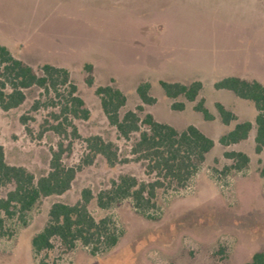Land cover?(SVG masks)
Segmentation results:
<instances>
[{
    "label": "rangeland",
    "instance_id": "obj_1",
    "mask_svg": "<svg viewBox=\"0 0 264 264\" xmlns=\"http://www.w3.org/2000/svg\"><path fill=\"white\" fill-rule=\"evenodd\" d=\"M0 45L39 74L44 64L67 69L90 112L86 120L73 119L81 138L63 140L45 130L58 106H45L48 99L38 87L25 90L19 107H0V145L7 163L25 167L35 178L44 176L51 149L63 140L64 145L71 141L64 164L78 166L86 153L84 138L91 135L113 142L119 158L129 160L109 166L98 156L82 166L69 191L42 198L27 214L26 225L7 220L0 232V264H245L264 251V152H255L254 127L241 144L221 145L219 138L235 122L225 126L215 104L224 103L237 119L249 115L250 105L256 110L251 101L240 104L233 92L214 88L231 70L259 74L264 85V0H0ZM86 64L92 65V85L86 83ZM199 79L205 84L194 102L168 98L159 84ZM144 82L156 100L152 105L142 104L137 93ZM105 85L125 94L121 116L142 104L141 118L149 113L177 130L194 123L215 146L186 189L159 192L152 211L157 219L138 214L130 200L108 210L90 202L97 220L112 216L124 230L112 251L91 256L81 245L68 251L55 240L53 249L35 256L31 238L46 224L53 203L74 204L83 189L97 195L121 174L154 179L131 155L138 135L122 138L104 115L95 89ZM200 99L213 120L194 109ZM36 101L41 105L33 109ZM176 102L185 108L172 109ZM232 151L248 155L244 170H225L234 163L225 156ZM10 188H0V197Z\"/></svg>",
    "mask_w": 264,
    "mask_h": 264
},
{
    "label": "trees",
    "instance_id": "obj_2",
    "mask_svg": "<svg viewBox=\"0 0 264 264\" xmlns=\"http://www.w3.org/2000/svg\"><path fill=\"white\" fill-rule=\"evenodd\" d=\"M88 73L86 83L93 84L92 65L86 64ZM37 73L33 67L15 58L10 50L0 45V107L4 111L19 107L26 99L25 90L38 87L48 99L45 106H58V112L50 114L52 121H47V128L63 140L79 139L73 119H88L90 112L84 100L78 95L77 87L71 82L69 71L62 67L44 64ZM168 98L180 96L194 102L202 89L200 81L191 83L159 81ZM150 84L141 83L137 93L142 104L152 105L155 98L149 94ZM217 90L233 92L238 98L251 101L257 111L254 122H239L236 115L222 104L215 107L224 125L234 126L219 138L224 146L238 144L248 139L255 128V152L264 149V85L257 80L248 81L234 76L225 77L214 83ZM100 105L109 123L118 134L130 140L137 134L131 146L134 160L144 164L145 174L154 179L145 182L135 176L121 174L111 182L109 188L94 195L90 189H83L80 199L74 204L55 202L48 212L44 227L31 238L33 255L54 248V241L68 251L78 245L86 248L91 256H98L112 251L124 236V230L112 216L96 219L89 211V204L96 201L100 209L108 210L125 200H130L133 209L143 217L157 219L152 211L157 208L159 192L180 191L186 189L199 172L207 154L214 148L215 141L194 125L183 130L159 122L147 113L143 118L137 111L143 112L142 104L136 110H128L121 116L125 107V94L112 85L98 86L95 89ZM36 101L33 109L40 106ZM184 103H173L172 109L183 110ZM194 109L203 115L206 121L213 120V115L200 99ZM26 123V117H21ZM58 143L57 149H51L49 171L39 178L23 166L7 163L3 146L0 145V188L10 186L4 197H0V232H4L7 220L17 219L27 224L26 216L42 198L62 195L71 189L72 183L83 165L93 164L98 156L105 159L109 166L129 161L119 158L118 149L113 142L104 140L99 135L84 138L86 153L78 166H67L63 156L71 148V141L64 145ZM225 156L234 160L226 171H242L249 163L247 154L240 151L226 152ZM40 264H49L44 260ZM245 264H264V251L255 252Z\"/></svg>",
    "mask_w": 264,
    "mask_h": 264
},
{
    "label": "crops",
    "instance_id": "obj_3",
    "mask_svg": "<svg viewBox=\"0 0 264 264\" xmlns=\"http://www.w3.org/2000/svg\"><path fill=\"white\" fill-rule=\"evenodd\" d=\"M231 71H233V72H228L229 73V76H234V77H238V78H241V79H245V80H248V81H252V80H257V81H259L260 83H262L263 84V82H262V80H261V77L259 76V74H256V73H251V72H249V71H235V70H231ZM228 76V77H229ZM194 79H198V78H194ZM201 79V78H200ZM200 79L199 80H196V81H200ZM201 83H202V81H200ZM204 84L205 83H202V85H203V87H204ZM235 98H238L236 95H235ZM240 101V104L241 103H243L242 102V100L241 99H239ZM220 104H222L223 106H225V104L224 103H221L220 102ZM251 106V109H250V113H249V115L247 116V115H245V114H243V115H240V114H238L239 115V117H238V119H239V122H242V121H250V122H254V120H255V117H256V115H257V111H253V109H252V105H250ZM225 108H227V106H225ZM228 109V108H227ZM256 110V109H255ZM215 117V116H214ZM155 120H157V121H159V122H163V123H167V124H169V125H171V126H173L174 128H176L177 126H175L174 124H172V122H170V121H166V120H161V119H156L155 118ZM189 125H194V126H196V124H194V123H189V124H187L186 125V127L187 126H189ZM226 126V125H225ZM234 126V125H233ZM185 127V128H186ZM197 127V126H196ZM199 127V126H198ZM197 127V128H198ZM230 127V126H229ZM184 128V129H185ZM231 129V127L228 129V131ZM255 133H256V131H255ZM204 134H206V133H204ZM207 135V134H206ZM207 136H209V135H207ZM210 138H212L211 136H209ZM249 138V137H248ZM254 138H255V136H254ZM213 139V138H212ZM243 142V141H242ZM242 142H240V143H238V144H241ZM238 144H236V145H238ZM255 148V147H254ZM261 152H264V149L261 151Z\"/></svg>",
    "mask_w": 264,
    "mask_h": 264
}]
</instances>
